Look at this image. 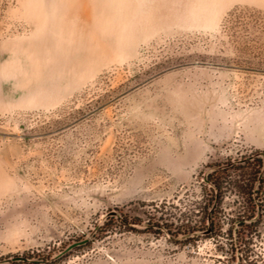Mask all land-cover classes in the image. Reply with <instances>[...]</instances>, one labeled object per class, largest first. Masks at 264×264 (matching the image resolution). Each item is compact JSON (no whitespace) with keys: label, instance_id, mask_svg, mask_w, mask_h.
Instances as JSON below:
<instances>
[{"label":"rangeland","instance_id":"rangeland-1","mask_svg":"<svg viewBox=\"0 0 264 264\" xmlns=\"http://www.w3.org/2000/svg\"><path fill=\"white\" fill-rule=\"evenodd\" d=\"M210 213L213 234H182ZM12 257L264 264V0H0Z\"/></svg>","mask_w":264,"mask_h":264},{"label":"trees","instance_id":"trees-1","mask_svg":"<svg viewBox=\"0 0 264 264\" xmlns=\"http://www.w3.org/2000/svg\"><path fill=\"white\" fill-rule=\"evenodd\" d=\"M250 168L248 169L247 176L250 178V189L253 190L255 184H260L261 179L259 178V174L262 172V166H263V159L259 157H254L251 163H249ZM216 172L213 171L211 174L206 176V181L212 185V188L215 192L220 191L222 182L216 177ZM253 193H256V191L252 193H248V195H253ZM244 220V219H241ZM122 222L124 224H128L126 219H122ZM131 222H129L130 224ZM207 223V224H206ZM156 226H163L169 234H171V228H169L167 225H158ZM182 227V234H191L195 231L197 232H203L206 230H209L210 234H213L214 232V219L213 216L210 214L206 215V218L204 220H200L198 222L192 223L189 220H184L181 222ZM238 237V236H237Z\"/></svg>","mask_w":264,"mask_h":264},{"label":"water","instance_id":"water-1","mask_svg":"<svg viewBox=\"0 0 264 264\" xmlns=\"http://www.w3.org/2000/svg\"><path fill=\"white\" fill-rule=\"evenodd\" d=\"M208 232H209V230H206L203 233H208ZM85 242H86V240H83V241H79V242H76V243L70 245L67 249H65L63 252H61L60 255H62L63 253H65L70 248H73V247H75L77 245L84 244ZM15 260H25V259L23 257H12V258H8V259L0 260V263H5V262H10V261H15Z\"/></svg>","mask_w":264,"mask_h":264}]
</instances>
